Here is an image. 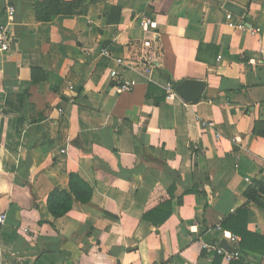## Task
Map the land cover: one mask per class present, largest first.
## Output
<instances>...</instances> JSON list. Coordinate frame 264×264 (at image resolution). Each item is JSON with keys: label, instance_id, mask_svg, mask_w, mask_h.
I'll return each mask as SVG.
<instances>
[{"label": "crops", "instance_id": "obj_1", "mask_svg": "<svg viewBox=\"0 0 264 264\" xmlns=\"http://www.w3.org/2000/svg\"><path fill=\"white\" fill-rule=\"evenodd\" d=\"M48 1L0 0L11 36L0 51V264H211L201 226L246 204L247 230L264 238V194L245 196L264 183V0H61L75 13L37 20ZM228 5L259 34L229 28ZM111 71L133 90L115 93ZM184 81L203 84L198 100H169ZM70 173L92 195L55 219L47 198L68 191Z\"/></svg>", "mask_w": 264, "mask_h": 264}, {"label": "trees", "instance_id": "obj_2", "mask_svg": "<svg viewBox=\"0 0 264 264\" xmlns=\"http://www.w3.org/2000/svg\"><path fill=\"white\" fill-rule=\"evenodd\" d=\"M91 2H88V5ZM74 3H65L61 0H49L46 3L40 4L36 8V18L39 21L47 22L53 15H71L74 14ZM51 8V10H50ZM68 191H60L54 189L49 193L47 198V209L51 216L55 219L65 216L71 209L74 202L88 204L92 195L91 187L85 183L75 173L68 175ZM188 193H196V190L187 191ZM264 194V183L256 181L252 187H249L245 196L248 201L257 202V197ZM207 209V206H206ZM248 207L247 204L234 214L225 217L219 224L221 230L229 232L232 235L239 237L238 247L239 253H256L264 254V238L250 233L247 230ZM205 223L200 228V237H205V230L208 228ZM222 256L214 254L211 264H221ZM229 264H243L241 260L230 261Z\"/></svg>", "mask_w": 264, "mask_h": 264}, {"label": "built area", "instance_id": "obj_3", "mask_svg": "<svg viewBox=\"0 0 264 264\" xmlns=\"http://www.w3.org/2000/svg\"><path fill=\"white\" fill-rule=\"evenodd\" d=\"M6 14L8 21L11 23L14 20V14H15V9L13 8V6H8L6 8ZM225 20H226V25L231 29L249 31L255 35L259 34L258 28H248L242 20L239 19L236 20L234 18V15H232L230 12L226 13ZM140 27L145 32H148L151 29H154V23L152 20L148 18H144L140 21ZM10 43H11V36L8 29H6V27H0V51L7 52L10 48ZM261 53L264 56V49L261 50ZM155 54H156V49L154 47L153 40L146 39L141 42L139 49V60L142 63V68H143L141 70V73L144 74L145 76L151 75L152 71L156 69V67H158ZM101 55L104 57L111 58L110 52L107 48L101 50ZM114 62L127 69H136L135 63L130 59L124 60V59L116 58L114 59ZM110 76L114 80L113 89L115 93L122 94V93L131 92L133 90L135 85L134 82H122L117 80L116 71H111ZM166 92H167V98L169 100L177 96V94L175 93L174 86L171 85L167 86ZM211 126H212L211 122H207L203 124L204 128ZM61 153H64V151H61ZM204 234L206 237L209 238V241L208 242L202 241V237H200L199 239L201 241L203 250L206 251L207 253L220 255L222 256L223 260L228 262L237 260L241 257V254L236 248V244L238 243L239 239L236 236L221 230L219 224H216L213 227H208L205 230ZM216 235H220V237L223 240H225L226 243L231 248L236 249L237 252L231 254V253H227L224 249H222L218 244V242L211 240Z\"/></svg>", "mask_w": 264, "mask_h": 264}, {"label": "water", "instance_id": "obj_4", "mask_svg": "<svg viewBox=\"0 0 264 264\" xmlns=\"http://www.w3.org/2000/svg\"><path fill=\"white\" fill-rule=\"evenodd\" d=\"M227 11H229L231 14H234L236 16H240L241 14V8L233 5H228L226 7ZM175 93L182 98L187 103H192L198 100L200 97V94L203 89V84L201 82L196 81H184L181 84L174 87ZM209 238L206 237L205 242H208ZM220 247L224 249L227 253H236L237 250L234 248H231L227 245L226 241L223 240L220 243Z\"/></svg>", "mask_w": 264, "mask_h": 264}]
</instances>
